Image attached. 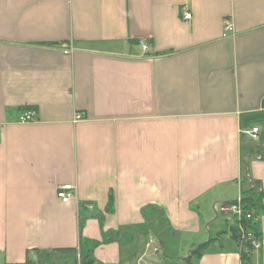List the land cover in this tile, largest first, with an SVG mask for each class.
Masks as SVG:
<instances>
[{
  "label": "crops",
  "instance_id": "obj_1",
  "mask_svg": "<svg viewBox=\"0 0 264 264\" xmlns=\"http://www.w3.org/2000/svg\"><path fill=\"white\" fill-rule=\"evenodd\" d=\"M263 101L264 0H0V264H264Z\"/></svg>",
  "mask_w": 264,
  "mask_h": 264
},
{
  "label": "built area",
  "instance_id": "obj_2",
  "mask_svg": "<svg viewBox=\"0 0 264 264\" xmlns=\"http://www.w3.org/2000/svg\"><path fill=\"white\" fill-rule=\"evenodd\" d=\"M180 16L183 22H189L192 18L191 13L186 8L182 9ZM224 27L226 32L231 31V26L227 20L224 21ZM139 45L144 52H148L149 48L144 40H140ZM63 53L67 55L69 54V51L64 49ZM261 111L264 112V101L262 103ZM33 119V112H27L19 117V122L29 123L32 122ZM247 134L251 136L253 141H259V129L257 127L251 128ZM56 197L63 204H68L75 198V188L72 185L59 186L57 187ZM245 206L243 198H240L234 202L222 204L220 206V211L230 217V220H228L230 225H235L242 231L243 237L240 249L244 255L249 256L252 252L261 249V242L258 237V231L256 230L258 214L247 210ZM248 224L251 227H246ZM77 258L80 260V256H77Z\"/></svg>",
  "mask_w": 264,
  "mask_h": 264
},
{
  "label": "trees",
  "instance_id": "obj_3",
  "mask_svg": "<svg viewBox=\"0 0 264 264\" xmlns=\"http://www.w3.org/2000/svg\"><path fill=\"white\" fill-rule=\"evenodd\" d=\"M261 197H262V193H256V194H252L250 195L249 197L247 198H244L243 201H244V204L246 205V209L249 210V211H253L255 212V214H258V211L260 209V202H261ZM246 227H251L249 224L248 226ZM201 247L198 248V250H200ZM240 252H241V249H240ZM243 258H247L248 256L247 255H244L242 252H241Z\"/></svg>",
  "mask_w": 264,
  "mask_h": 264
},
{
  "label": "water",
  "instance_id": "obj_4",
  "mask_svg": "<svg viewBox=\"0 0 264 264\" xmlns=\"http://www.w3.org/2000/svg\"><path fill=\"white\" fill-rule=\"evenodd\" d=\"M230 238L233 240L236 247L240 248L242 242V231L235 225H229L227 230Z\"/></svg>",
  "mask_w": 264,
  "mask_h": 264
},
{
  "label": "rangeland",
  "instance_id": "obj_5",
  "mask_svg": "<svg viewBox=\"0 0 264 264\" xmlns=\"http://www.w3.org/2000/svg\"><path fill=\"white\" fill-rule=\"evenodd\" d=\"M227 220H230V217H227ZM227 222H228V224H229V221H227ZM229 225H230V224H229ZM154 235L157 236V234H154V232H153V235H152V236H154ZM167 256H168V252H167ZM50 262L53 263V264H59L58 262H55L53 259H51ZM72 264H75L74 261H73Z\"/></svg>",
  "mask_w": 264,
  "mask_h": 264
}]
</instances>
